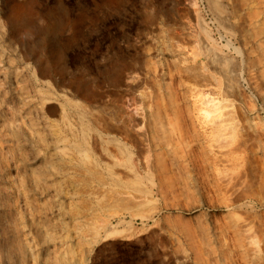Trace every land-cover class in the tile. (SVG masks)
<instances>
[{
    "label": "rangeland",
    "instance_id": "rangeland-1",
    "mask_svg": "<svg viewBox=\"0 0 264 264\" xmlns=\"http://www.w3.org/2000/svg\"><path fill=\"white\" fill-rule=\"evenodd\" d=\"M131 73L146 86L130 98L145 113L158 103L167 111L168 129L183 137L180 157L212 129L192 87L230 104L235 127L223 145L236 159L220 166L234 174L230 191H217L214 171L193 159L159 191L135 155V182L111 186L129 203L106 197L90 175L74 182L59 171L60 139L74 143L95 118L115 117ZM70 88L91 108L67 104ZM124 151L126 167L130 152L144 154ZM249 228L255 256L240 247ZM263 241L264 0H0V264H264Z\"/></svg>",
    "mask_w": 264,
    "mask_h": 264
},
{
    "label": "bare ground",
    "instance_id": "bare-ground-1",
    "mask_svg": "<svg viewBox=\"0 0 264 264\" xmlns=\"http://www.w3.org/2000/svg\"><path fill=\"white\" fill-rule=\"evenodd\" d=\"M174 49H176V48H174ZM176 52L178 53V56H179V54L180 55L185 54V49L180 46L179 48H177ZM188 54H186V55H188ZM184 59H186V58H184ZM138 63H140V62H138ZM142 64H144V63H142ZM31 65H33V64H31ZM49 67H48V69H49ZM185 71H187V70H185ZM198 71H200V70H198ZM131 74L132 75H130L129 77L127 76L128 77L127 79L120 80L121 85L126 84V87H125L126 90H125L123 95H116V96H120L119 99L116 100L114 98L116 100V103H114L115 117L112 116V118L104 119V118H102V116L104 114H102V116L100 118H98V117H97V119L95 118L96 128H93V127H90V128H92L93 130L95 129L94 131L97 133L96 136H92L91 137L92 129H89V132L85 133V131L88 130V128L87 129L84 128V134H83L82 138L80 140L76 139V140H79V141H75L74 140V143H73V141L71 143L70 142L71 139L69 140L68 138H65V137H64L65 139H60V137H62V136H60L61 134L59 136L57 135L59 133L55 134V135L58 136V139H60L61 144L64 145V146H61V147L60 146H56V148L58 150L57 154L59 156V160H58L59 164L57 163L58 164L57 168L59 169V171L66 178H68L69 180L74 181V182H77L78 180L80 181L79 177H81L83 175L84 176L86 175L87 177H89V175H90V176L93 177V179H95V182H98L101 186L105 185L108 188V194L109 195H107L106 197H109L110 199L111 198L117 199L118 202H124V203L127 202V203H129L130 200H131V202H133L132 199H131L133 197L130 196L129 193L124 192V191H118V190L112 188L111 186L112 185L113 186L114 185L115 186H125V185L131 183L132 181L135 182V180L137 179L138 174H139V168H138L137 164L134 162L135 159H133V158H135L134 157L135 155L137 156L138 162L143 164L144 167L149 172L151 171V172L154 173L156 186H157V189L159 191H163L165 189V187H168V189L172 188L173 183H172V178L170 177V176H172L171 173H175V171L178 172L179 169L181 171V166H183V164L187 163L188 160H189L188 162L190 163L191 160L193 159L194 161H200L202 164H204L205 168H210V169H212L214 171V174L216 175V180H215V184L216 185L215 186L217 188V191H221V192L224 191V194H225V191L229 190L232 184L234 185L233 182L235 180V178L233 176L234 174H230L228 172H225V170L220 168V166H223V167L230 166L231 162L236 159V158L233 159V157H232V151L233 150H230V151L226 150V148L229 147L228 146L229 145L228 142H227L228 145L227 144H224L225 146L223 145V139H224L223 137L225 136V135L223 136V133L226 130L229 129L230 125L233 126L235 124L234 122H232L234 124H230V120H232L231 115L233 114V113L232 114L230 113L231 109H228L230 104L227 107L226 106L227 103L225 104L224 101H220L222 99L218 100L217 97L215 98L214 96H212L211 93L209 91H207L208 87L206 88V90L199 88L200 86L199 87H196V86L192 87V89H191V86L189 87L191 89L190 91H192V94H193L194 100H195V101H193V98H192V102H195L196 106L199 107L198 111L201 110L200 112L204 114L203 116H206L207 118L206 117L205 118L209 119V121H210L209 124L212 126V129L209 128V130L211 131V133H209V135H206V133H204V130H203V132H202L203 135L202 136H200V135H198V137L196 136L197 137V142L200 144L199 145V147H200L199 149L200 150L196 151V149H192V151H190V153H189L190 156L185 155V156L180 157L179 153H178V150H179L178 148L180 147V141L183 140L181 132L179 133V136H176L172 132L173 129H172V131L168 129L169 127H167V125L165 123L166 119L165 120L163 119L164 117L166 118V115L163 114L164 117H162V111H164L165 109L161 110L162 107H160L158 105L159 104L158 102H157L158 104H156V111L157 112L153 109V111H151L150 113H145L146 111L143 112L142 108L139 105L140 103L136 100V98H133V99L130 98V95H135L136 93L138 94L139 92H141L142 89H144L143 87L145 85V82H144L143 78L139 77V75L138 76L137 75H133L134 73H131ZM40 75L42 77H45L46 74H45V72H41ZM193 75H195V73ZM183 80H184V78H183ZM166 85H168V84H166ZM50 86H52V85H50ZM192 86H194V85H192ZM60 87L62 88V86H60ZM169 89H170V87L168 88V90ZM208 90H209V88H208ZM67 93L69 94V95L66 94V96H65L67 98V100H68V101H66L67 104L69 103L71 106H74V104L76 102H80V101H75V99L76 98H80L84 102V103L82 102L81 105H80V106H84L85 107V108L83 107L85 109L84 111H86V108H88L89 104L91 105V101H89L88 98H86L82 93H80L79 90H75L73 88H70V91H68ZM143 94L146 97H149V96L152 95V94L149 95L150 93H147L146 91L143 92ZM144 95H142V96H144ZM61 97H62V95H61ZM158 98H156V99H158ZM114 99H113V101H114ZM159 99H161V98H159ZM170 99H171L170 100L171 104L174 105V108L176 110V108L179 106L177 103H179V102H177V100L171 94H170ZM144 100H145V98H144ZM164 100H165V98H164ZM50 101L52 102V100H50ZM159 102H160V100H159ZM78 104H80V103H78ZM86 104H88V106ZM192 105H194V104H192ZM89 107L91 108V106H89ZM164 107H165V105H164ZM166 107H167V104H166ZM62 108H64V107H62ZM65 110L66 109H64V111ZM92 110H93V108H92ZM181 110H182V108H181ZM235 111H237V110H235ZM111 112H113V111H111ZM67 113L68 112H66V111L64 112V116H63L64 120L68 116ZM177 113L178 112H176V114ZM235 113H237V112H235ZM113 114H111V115H113ZM170 114H168V115H170ZM180 115H182V114H180ZM200 116H202V115H200ZM92 118L94 120L93 116H92ZM168 119H170V118H168ZM84 120L86 121L85 118H84ZM174 120H176V119H174ZM200 121H201V119H200ZM204 121H205V119H204ZM204 121L202 119V123ZM88 122H90V121H88ZM65 123L67 124V121ZM239 124H240V122H239ZM69 126H70V129L72 130V133H73L75 131L74 128H73L74 126L71 127L70 124H69ZM84 126H86V124H84ZM206 127H207V125H206ZM233 127H235V126H233ZM176 130L178 131V129H176ZM249 131H251V130H249ZM206 132H208V131H206ZM228 132H229V130H228ZM199 133H201L200 130H199ZM233 133H235V132H233ZM74 134H75V132H74ZM234 138H235V136H234ZM69 144L71 146H69ZM132 146H135L136 148H138L140 146H143L144 154H142L140 152L139 153L130 152V154L128 153L129 154L128 155V159H129L128 162L131 161L132 164H133L132 167H131L132 164H130V166H128L129 167L128 168V167H126V162H125V164L122 162V157L121 156L125 152L124 151L125 148H127V150L130 151V147H132ZM99 148L102 151V155L98 154L99 152L98 153L95 152V151H98ZM229 149H230V147H229ZM180 150H182V149H180ZM183 153H182V155H183ZM236 153H238V152H236ZM233 154H235L234 151H233ZM50 162H52V161H50ZM240 163H242V162H240ZM232 165H234V163ZM100 169H101V171H100ZM88 179H90V178H88ZM85 182H87V181L85 180ZM91 184H93V183L91 182ZM241 185H242V183H241ZM111 189H114V190H111ZM130 193H132V192H130ZM231 194H233V193H231ZM135 200H137V199H135ZM245 232H246V234L245 235L243 234V236L246 237V238L243 237V243H241L240 247L245 249L248 253L253 252V254H254L253 256H255V254L257 255V252H258L257 249L259 248V245H258V248H257V245H256V247H254L255 246L254 245V243H255L254 239L255 238L252 237L251 234H250V232L252 233L251 228H249V230L246 229ZM261 247H262V245H261ZM261 249H264V248L262 247ZM259 253H264V252H262V250H261ZM243 254H244V252H243ZM246 255L247 254H245V256ZM262 256H264V255H262ZM262 256H261V259L263 260L264 257L262 258ZM249 259H251L250 256H249ZM256 263H259V261L256 262Z\"/></svg>",
    "mask_w": 264,
    "mask_h": 264
}]
</instances>
